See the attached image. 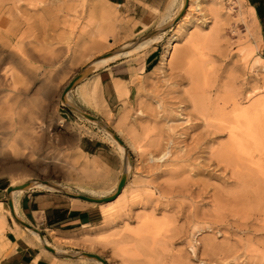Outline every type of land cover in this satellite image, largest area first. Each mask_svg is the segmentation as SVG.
<instances>
[{
  "label": "rangeland",
  "instance_id": "374dc122",
  "mask_svg": "<svg viewBox=\"0 0 264 264\" xmlns=\"http://www.w3.org/2000/svg\"><path fill=\"white\" fill-rule=\"evenodd\" d=\"M217 2L223 3L225 17L216 23L208 14L207 23H201L194 12L186 19L190 6L181 9L182 0L171 6V0H158L159 9L145 0H87L83 6L82 0H0V16L5 17L0 22V223H5L0 226V235L5 233L0 259L12 226L22 230L21 221L28 224L19 211L16 217L10 211L13 179L19 178L20 185L39 180L60 184L64 191L33 188L69 198H104L117 193L126 173L114 199L92 202L102 207L119 198L103 208L104 221L70 232H43L50 245L39 246L51 264H97L86 257L90 254L101 256L103 264H264V115L256 105L264 97V58L245 5L228 14V0ZM163 14L171 16L164 21ZM178 30L167 65L161 66L167 41ZM155 32L164 35L157 45L160 62L152 73L137 75L136 96L119 132L116 118H108L98 105V94L84 101L80 97L79 90L91 89L104 66L86 70ZM210 34L211 43L202 40ZM103 38L107 44L98 50L96 43ZM150 49L112 62L139 65ZM79 75L70 107L62 94ZM191 95L216 104L236 97L241 108L251 107L252 137L259 144H251L252 159H220L228 133L210 125L223 124V118L198 115ZM228 104L230 112L233 105ZM30 121L44 126L30 130L37 140L23 136L30 133ZM105 125L127 150V170ZM82 136L103 140L113 166L83 153ZM244 179L251 182L245 194L251 197L242 204L238 197L245 192ZM253 192L260 193L257 199Z\"/></svg>",
  "mask_w": 264,
  "mask_h": 264
},
{
  "label": "crops",
  "instance_id": "0c3cea01",
  "mask_svg": "<svg viewBox=\"0 0 264 264\" xmlns=\"http://www.w3.org/2000/svg\"><path fill=\"white\" fill-rule=\"evenodd\" d=\"M145 1L153 8L160 6L158 0ZM244 5L257 28L256 35L260 53L264 58V0H244ZM160 59L161 51L159 46H156L149 50L139 65L132 66L129 61L122 60L101 68L93 78L92 84L98 82V105L102 108L103 114L110 119L116 118L117 122H120L127 115V105L136 96L137 75L145 76L152 73ZM101 118L105 120L104 116ZM79 146L83 153L97 157L108 166H113L110 158L105 155V142L100 138L82 136ZM107 205L95 207L92 206V202L81 198H69L64 195L42 192L36 188L27 190L20 199L18 211L28 224L21 221L24 226H20L21 231L12 226V230L7 235L8 245L2 253L0 264H51L50 257L37 244L29 228L34 229L42 237L41 240L45 238L43 232L46 230L70 232L79 226L97 224L102 219L104 221L103 208ZM10 211L12 212L11 206ZM21 234H24L25 238L24 235L18 237ZM3 236L5 233L1 234L0 238ZM28 240H30L29 243Z\"/></svg>",
  "mask_w": 264,
  "mask_h": 264
},
{
  "label": "bare ground",
  "instance_id": "6f19581e",
  "mask_svg": "<svg viewBox=\"0 0 264 264\" xmlns=\"http://www.w3.org/2000/svg\"><path fill=\"white\" fill-rule=\"evenodd\" d=\"M87 0H82L83 4L82 6L85 4ZM172 1L171 0V4L170 6L172 5ZM220 1V0H219ZM101 2V1H100ZM175 3V2H174ZM173 3V4H174ZM87 4V3H86ZM176 4V3H175ZM223 4V3H222ZM220 2H217V0H182V3H180L181 5V9H183L185 6H190V10H189V14L186 16V19L190 21V12H194L193 15L195 16L196 14V17L198 19V21H201V23H207V17H208V14L211 15V19L213 21H215L216 23L218 21H220L221 19H223L225 17V14L223 12V6ZM228 4L229 6H231V8L229 9L228 11V14H231V12L234 10V7H236L237 5H241L244 4V0H228ZM107 6V5H106ZM169 6V5H168ZM205 7V8H204ZM102 8V7H101ZM107 8V7H106ZM104 8V9H106ZM169 8V7H168ZM242 8V7H239V9ZM99 9H100V6H99ZM170 9V8H169ZM168 9V10H169ZM226 9V8H225ZM78 10V9H77ZM76 10V11H77ZM168 10L166 9L167 13ZM171 10V9H170ZM169 10V11H170ZM83 12V10L81 11V13ZM102 12V11H101ZM158 12V11H157ZM241 12V11H240ZM85 13V12H84ZM104 13V12H103ZM171 13V12H170ZM78 14V13H76ZM80 14V13H79ZM91 14V13H90ZM78 16H81V15H78ZM167 16H171V15H168V14H163V18H164V21L166 19ZM77 17V16H76ZM194 17V18H196ZM5 17H2L0 16V22H3ZM162 19V18H161ZM173 19V18H172ZM175 20V19H174ZM160 23V22H159ZM163 23V21L161 22V24ZM160 24V25H161ZM183 24V23H182ZM180 28V26H178ZM181 29V28H180ZM249 29V28H248ZM103 30V29H102ZM162 30V29H161ZM177 30V29H176ZM250 30V29H249ZM218 31H215L213 32V35H218L217 33ZM248 33L250 31H247ZM212 34L210 35H206V36H203L202 40L204 41H207L208 43L214 39L212 36ZM164 35H161V34H158V32H155V33H152L148 36H146L145 38H141L138 42H136L134 44V46L129 49V50H124L123 51H117V52H114V53H111L109 55H105L101 58H99L98 60H96L89 69L86 70V72H94L96 70H98L99 68L105 66V65H108L110 62L112 61H115L121 57H125V56H129L133 53H140V52H143V51H146L150 48H154L155 46H157L160 42H162L164 40ZM172 37L170 38L168 42V45H167V48H166V51L165 53L163 54L162 56V59H161V63L160 65L163 66V65H167V62H168V59H169V55L171 53V50L174 48V45L177 41V39L180 37V30L174 32V35H171ZM215 37V36H214ZM78 38V37H77ZM218 38V36H217ZM99 41V40H98ZM105 39L103 38L101 41H99L98 43H96V47L97 49L99 50L100 48L102 49L104 46V43H105ZM215 42V41H214ZM213 42V43H214ZM130 43V42H129ZM107 44V42L105 43ZM92 48V47H91ZM93 49V48H92ZM91 50V49H89ZM95 50V49H93ZM22 53V52H21ZM144 54V53H143ZM139 55V54H137ZM25 56V55H24ZM29 57V55H28ZM133 58V57H132ZM127 61V60H126ZM26 64V63H25ZM257 64V63H255ZM259 66V65H258ZM165 67V66H164ZM160 68V67H159ZM259 68V67H257ZM7 72V71H6ZM84 72V73H86ZM5 75V74H4ZM13 75V74H11ZM88 75V74H87ZM86 75V76H87ZM8 76V75H7ZM85 76V75H84ZM13 78V77H12ZM98 82H95L94 83V86H92L91 89H86V88H81L79 90V95L80 97L83 99V101L85 99H88L89 97H95L97 96L98 94ZM69 87L65 89L64 93L62 94V101L67 105H70L71 107V104L69 102V98H70V91H71V88L73 86L70 87V85H68ZM192 96V95H191ZM200 96V95H199ZM198 95H194L191 97V101H192V104H193V107L195 109V111H197L198 115H200L201 117H205V119H218V118H223V124H218V125H210L212 127H217L219 128V131H227V135H228V145L226 147V149L224 150V152L220 153L219 156L221 157L220 159H223L225 160L226 162L228 161H232L234 157H240V158H247V159H252V157L254 156V151L252 150V145L251 144H255L256 146L254 147H257L259 144H257V141L253 140V132H252V126H253V117H252V110H251V107L248 106V107H242L241 108V105H240V101H239V98H233L231 99V101H228V99L219 104V102L216 104V103H213L211 101V103H209V101H206L204 100V102L202 101V99L199 97ZM264 96V95H263ZM230 100V98H229ZM12 101V100H11ZM13 102V101H12ZM231 102V105H233L232 109L229 111L230 112H227V108L226 106L229 105L228 103ZM243 102V101H242ZM86 103V101H85ZM249 103V102H248ZM216 104V105H215ZM250 104V103H249ZM7 105V104H6ZM5 105V106H6ZM10 105V104H9ZM67 105V106H68ZM90 105V104H89ZM256 105L258 108H260V111L262 112V114L264 115V97H262L261 99H259L257 102H256ZM14 106V105H13ZM12 106V107H13ZM8 107V106H7ZM91 108H93L94 110H96L97 108L94 106V105H90ZM6 108V107H3V109ZM74 108V107H73ZM229 108V107H228ZM9 109V108H8ZM13 109V108H12ZM75 109V108H74ZM78 110V109H77ZM8 111V110H7ZM99 111V110H97ZM14 112V111H13ZM19 113V112H18ZM91 117V116H90ZM92 118V117H91ZM127 115H125L119 122V132H121L123 129L124 126H126V123H127ZM92 121L94 122H99V120L95 119V118H92L91 119ZM207 123V122H206ZM30 124H31V128H29V131L31 129H42L44 126H39L40 124H38L36 121H30ZM101 124V123H100ZM208 124V123H207ZM1 125V124H0ZM106 126V125H105ZM3 127V126H1ZM216 128V129H217ZM105 129H108V132L109 133V136L111 138V141H113L112 143L117 145L118 147V150L119 152L121 153L122 157L125 158V169L127 170L126 166H127V163H128V158H127V155H126V148L125 146L123 145V143L118 139L117 135L109 128L106 126ZM22 130V128L20 129ZM26 130V129H25ZM25 133V131H23ZM15 133V132H13ZM21 133V132H20ZM33 133V132H32ZM31 133H25L23 134V136L27 137V138H34V135ZM10 134V133H9ZM12 134V133H11ZM10 134V136H11ZM18 135V134H17ZM23 137V138H25ZM19 138H20V135H19ZM22 138V136H21ZM22 138V140H23ZM3 139V138H2ZM30 139V140H31ZM32 139V140H33ZM18 140V139H17ZM16 140V141H17ZM20 140V139H19ZM22 140H21V143H22ZM37 140V139H35ZM1 141V140H0ZM6 140L3 141V144L1 145V147L3 149L7 148V141L5 142ZM10 141V140H9ZM25 141V140H24ZM255 141V142H254ZM19 142V141H18ZM35 142V141H34ZM2 143V142H1ZM18 144V143H17ZM22 145V144H21ZM11 146V145H10ZM23 146H25V144H23ZM20 147V146H19ZM1 149V148H0ZM9 149V148H8ZM6 149V150H8ZM21 149V148H20ZM24 148H22L21 150H23ZM2 150V149H1ZM223 151V150H222ZM6 153V151H5ZM167 153H165L163 156H165ZM120 155V156H121ZM232 159V160H231ZM244 161V160H243ZM246 161V160H245ZM232 163V162H231ZM253 163V162H252ZM255 164V163H254ZM254 164L252 166H254ZM128 167V166H127ZM263 169V168H261ZM124 178L126 179V173L124 175ZM13 179V178H12ZM18 180L19 178H15L13 179V182H12V186L10 187L9 189V202H10V206L12 208V215L14 217H16V214H17V211H18V208H19V205H20V199L21 197L23 196V194L33 188V187H43V188H46V189H49V190H53V189H62V185L60 184H50L48 181H42V180H39V182H32V183H29V184H25V185H20L18 184ZM242 181V180H241ZM52 183V182H51ZM251 183V182H249ZM248 182L245 181H242V186H243V191H245L241 196H237L238 198H240L239 200H243L241 203L244 204L245 202L244 201H247L249 200L250 201V197L251 195H248L249 198H247L248 196H246L248 194V192H251L248 187L250 188V185ZM63 190V189H62ZM61 191V190H60ZM64 191V190H63ZM248 191V192H247ZM247 193V194H246ZM259 192H253V193H250L253 195V198L256 197V195H258ZM246 194V195H245ZM254 194H255V197H254ZM260 194V193H259ZM242 196L244 198H242ZM259 196V195H258ZM257 196V197H258ZM236 197V198H237ZM256 197V199H257ZM119 198H117L115 200V202L118 200ZM247 199V200H246ZM238 201V200H237ZM113 202V203H115ZM236 202V201H235ZM111 202V204L109 203L107 206H110L113 204ZM240 203V204H241ZM106 204V203H105ZM258 205H260L258 203ZM257 205V206H258ZM262 207V205L260 206ZM264 209V207H263ZM262 210V209H261ZM260 214V213H259ZM262 216V215H261ZM264 216V215H263ZM260 218V217H259ZM263 222H264V217L262 218ZM150 223H144L143 224V233L146 231V229H148L150 227ZM0 226L2 228H5V223L1 222L0 223ZM263 227H264V224H263ZM30 230V231H29ZM29 232H31L33 235V238H35L37 244H43L44 246H48L49 247V242L46 240V239H42V237H40L37 232L31 228H29ZM21 231V230H20ZM28 232V233H29ZM23 233V232H22ZM26 233V232H25ZM24 235V234H23ZM22 235V236H23ZM28 235V234H27ZM26 235V236H27ZM140 236V235H139ZM144 237V236H143ZM147 237V236H146ZM24 238H25V235H24ZM141 238V237H140ZM32 241V240H31ZM33 241V242H35ZM30 242V240H28V243ZM31 242V244L33 243ZM33 245V244H32ZM36 245V244H35ZM51 247V246H50ZM233 251H231L232 253ZM215 253V252H213ZM236 254V252H234ZM234 253L232 255H234ZM222 254V252H221ZM213 256V254H211ZM217 255V254H216ZM216 255L214 256V258H216ZM223 255V254H222ZM82 256H86V255H82ZM80 256V257H82ZM89 255H87L86 257H88ZM85 258V257H84ZM220 258V257H219ZM89 259L91 260H94L95 263L97 264H103V261L100 260L98 257L96 256H89Z\"/></svg>",
  "mask_w": 264,
  "mask_h": 264
},
{
  "label": "water",
  "instance_id": "95a60500",
  "mask_svg": "<svg viewBox=\"0 0 264 264\" xmlns=\"http://www.w3.org/2000/svg\"><path fill=\"white\" fill-rule=\"evenodd\" d=\"M81 77V75L77 76L76 78H74L71 83L69 84L70 87L73 86L75 84V82ZM91 116V115H90ZM93 117V116H92ZM97 119V118H96ZM126 179L123 178V180L121 181L120 185H119V189L117 191V193L111 197H104V198H94V197H90L87 195H74L75 198H81L90 202H96V203H103V202H107L110 201L112 199H114L116 197L117 194H119L121 192V190L123 189V186L125 185ZM10 189V188H9ZM41 234V233H40ZM42 235V234H41ZM43 236V235H42ZM51 250V249H49ZM52 252H54L53 250H51ZM92 254H90L89 256H91ZM97 257H99L100 259L104 260L101 256L96 255Z\"/></svg>",
  "mask_w": 264,
  "mask_h": 264
}]
</instances>
